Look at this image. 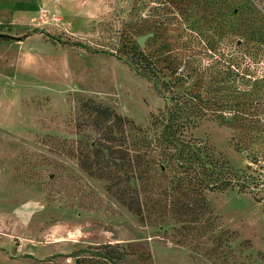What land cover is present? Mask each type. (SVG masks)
Returning a JSON list of instances; mask_svg holds the SVG:
<instances>
[{"label":"rangeland","instance_id":"obj_1","mask_svg":"<svg viewBox=\"0 0 264 264\" xmlns=\"http://www.w3.org/2000/svg\"><path fill=\"white\" fill-rule=\"evenodd\" d=\"M0 34V246L24 258L8 264H264L251 194L208 192L203 215L161 225L80 164L108 124L92 104L149 130L167 103L120 38L159 60L170 90L207 91L193 138L234 168L263 152L238 145L264 140V0H0Z\"/></svg>","mask_w":264,"mask_h":264},{"label":"trees","instance_id":"obj_2","mask_svg":"<svg viewBox=\"0 0 264 264\" xmlns=\"http://www.w3.org/2000/svg\"><path fill=\"white\" fill-rule=\"evenodd\" d=\"M71 45L85 48L80 43ZM116 50L139 74L154 81L167 103L152 116L149 130L108 107L92 104L90 110L96 118L108 124L93 150L80 159L82 168L106 181L107 191L141 220L153 219L161 225L170 212L179 218L203 215L209 207L208 192L237 189L264 205V151L248 152L250 163L234 168L224 156L190 135L209 112L207 91L180 94L170 90L171 86L160 79L159 60L134 42L120 38ZM100 52L106 53L93 51ZM89 103L84 107L89 108ZM240 121L244 119L236 124ZM256 144L263 150L264 140L258 137H253L247 148L238 145V150H249Z\"/></svg>","mask_w":264,"mask_h":264},{"label":"crops","instance_id":"obj_3","mask_svg":"<svg viewBox=\"0 0 264 264\" xmlns=\"http://www.w3.org/2000/svg\"><path fill=\"white\" fill-rule=\"evenodd\" d=\"M3 247V255H2V262L5 263V264H8V263H12L13 261L15 260H22L24 258H12L9 254H8V251H7V248L5 249L4 248V245L3 246H0V249ZM34 251L37 253V254H40L42 252H40V250L38 249H34ZM47 252V250L45 251ZM34 264V263H32Z\"/></svg>","mask_w":264,"mask_h":264},{"label":"water","instance_id":"obj_4","mask_svg":"<svg viewBox=\"0 0 264 264\" xmlns=\"http://www.w3.org/2000/svg\"><path fill=\"white\" fill-rule=\"evenodd\" d=\"M1 37H9L8 35H5V34H0V38ZM143 42H144V37H141L140 39H139V43H141V44H143Z\"/></svg>","mask_w":264,"mask_h":264}]
</instances>
